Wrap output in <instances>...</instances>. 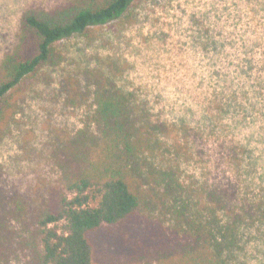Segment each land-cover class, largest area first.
Listing matches in <instances>:
<instances>
[{"label":"rangeland","instance_id":"obj_1","mask_svg":"<svg viewBox=\"0 0 264 264\" xmlns=\"http://www.w3.org/2000/svg\"><path fill=\"white\" fill-rule=\"evenodd\" d=\"M67 1L0 0V64L27 9ZM54 50L58 64L12 94L14 114L0 127V197L22 194L36 210L55 180L56 138L83 127L97 78L110 77L154 120L174 126L172 140L189 131L192 155L179 169L185 183L231 178L264 201V0H135L122 18L58 41ZM231 148L241 152L239 168L227 157ZM157 214L140 211L92 233L94 264L152 261L169 225ZM5 223L0 262L23 264L10 245L19 227L13 218ZM232 264H264V220L245 228Z\"/></svg>","mask_w":264,"mask_h":264},{"label":"trees","instance_id":"obj_2","mask_svg":"<svg viewBox=\"0 0 264 264\" xmlns=\"http://www.w3.org/2000/svg\"><path fill=\"white\" fill-rule=\"evenodd\" d=\"M134 1L69 0L27 9L0 64V127L14 114L13 92L58 64L55 43L122 18ZM97 79L83 127L56 138L55 180L36 210L22 194L0 197V248L7 242L5 222L13 218L19 228L10 245L23 264H94L91 234L147 211L169 225L146 264H232L245 228L264 220V201L231 178L185 183L180 163L192 155L189 131L172 140L173 125L154 120L110 77ZM234 149L227 157L239 168L241 152Z\"/></svg>","mask_w":264,"mask_h":264}]
</instances>
